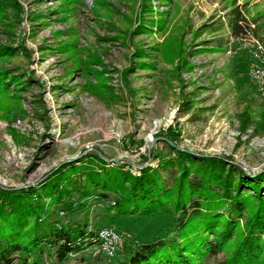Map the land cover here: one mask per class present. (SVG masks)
<instances>
[{
	"label": "rangeland",
	"instance_id": "374dc122",
	"mask_svg": "<svg viewBox=\"0 0 264 264\" xmlns=\"http://www.w3.org/2000/svg\"><path fill=\"white\" fill-rule=\"evenodd\" d=\"M234 4L250 15L264 0H0V44L14 50L0 67L19 80L0 93V187L35 186L91 153L134 172L172 156L168 145L263 172L264 30L240 21L234 33ZM110 197L52 205L50 219L86 218L94 240L99 227L117 229L112 256L85 239L62 260L42 244L13 263L112 264L123 242L172 234L170 211L118 215Z\"/></svg>",
	"mask_w": 264,
	"mask_h": 264
},
{
	"label": "trees",
	"instance_id": "16d2710c",
	"mask_svg": "<svg viewBox=\"0 0 264 264\" xmlns=\"http://www.w3.org/2000/svg\"><path fill=\"white\" fill-rule=\"evenodd\" d=\"M227 17L234 33L241 29L240 21L255 33L264 30V7L249 15L248 8L234 4ZM13 51L0 44V62ZM18 81L0 67L1 94ZM168 146L172 156L134 172L108 167L91 153L89 160L67 163L65 169L56 167L35 186L0 187V264H15L16 253L33 255L42 244L53 246L62 260L79 250L83 240L96 242L86 229V218L81 224L56 225L50 219V206L71 212L85 206L88 197L97 199L107 193L109 212L170 211L174 217L171 235L123 242L112 264H205L207 258L212 259L210 264H264V171L250 176L226 157L195 155ZM72 192L77 202L71 200ZM43 196L49 198L46 206ZM19 264L38 263L23 257Z\"/></svg>",
	"mask_w": 264,
	"mask_h": 264
},
{
	"label": "built area",
	"instance_id": "2783aa9c",
	"mask_svg": "<svg viewBox=\"0 0 264 264\" xmlns=\"http://www.w3.org/2000/svg\"><path fill=\"white\" fill-rule=\"evenodd\" d=\"M96 236L98 248L105 256H112V254L118 249L121 242L119 233L109 226L97 228Z\"/></svg>",
	"mask_w": 264,
	"mask_h": 264
}]
</instances>
